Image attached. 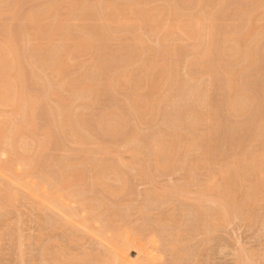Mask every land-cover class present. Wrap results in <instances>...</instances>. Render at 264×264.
<instances>
[{
  "label": "rangeland",
  "instance_id": "rangeland-1",
  "mask_svg": "<svg viewBox=\"0 0 264 264\" xmlns=\"http://www.w3.org/2000/svg\"><path fill=\"white\" fill-rule=\"evenodd\" d=\"M24 1L21 2L16 11L19 14L17 13V15H14L13 20L0 23V31L3 28L9 31L10 28L13 29H11L13 31H11V33H13L14 40H16V48L21 41L17 50L20 53V58H22V65H25L23 67L24 70L28 71L27 73L24 72V84H17L15 81V73L12 72L11 75L15 84L13 91H16L14 108L13 106H9L11 109H4L3 105L0 107V113H2V111L5 114L7 113V118L12 116L9 118L16 121L13 123L15 126H13L14 130H12L15 134L12 132V141L15 144V154L18 152V156L11 155L10 153L12 150H8L7 148H5V150L1 145L0 155L2 158L0 157V161L1 159H6L2 161L3 163L11 159L12 162V160L15 159L13 156L19 158L21 156L19 160L23 159L24 162L21 161V164L25 166H21L19 162V168H22L21 173V169L16 167L18 166V162H15L17 161L16 158L13 160V164L16 165L13 166L16 168L12 166V169L8 172H2L3 170L0 169V184H2L0 185V264H57V262L58 264H63V261H65L64 264H107L103 261L105 260L103 255H106L104 247H107V244L104 243V246L101 245L102 242L100 239L93 234L90 235L86 233V231L79 226L73 225L74 227H72V225L69 224L71 226L67 225L66 227L62 223L64 216L62 214L60 215L59 211L53 208L47 209L45 208L46 206H43V199L41 200V198H43L42 191L48 189L47 186L43 185L44 182H50L48 185L54 189L56 185H61L63 178L66 179V182L69 180L72 182L69 181L70 185L66 184V191L64 189L65 193L71 194L72 192L71 195L75 196H73L74 199L76 198L75 201L74 199L73 201H69L72 202V210H81L82 207H80V203L82 202L90 203L89 207L92 208L91 211L93 212H91V215H89V212L86 215L88 218L96 217L98 223H96L97 220L91 219L88 224L89 227H92L94 230L102 227L103 232H105L104 234L114 239L127 237L129 240L138 239L139 241H147L151 252L150 255L153 257V262L155 261L154 263L156 264H162L163 261V264H264V179L263 181L260 179V177H264V175H260L264 174V164L262 165V163H264V1L232 0V2L231 0H209L208 2V0H174L175 2L173 3V0H85V4H83V2L82 5L81 2L83 0H72V2L71 0ZM110 1L117 5L110 4ZM71 3L72 5L75 4V9L74 7L72 8ZM32 4H35L34 7ZM54 4L57 5L56 7L59 10L54 9ZM76 5L79 6L77 7ZM109 6L113 7V11L110 10V8L109 10L114 12V14L116 10L121 9L119 12L122 11V15L121 18H118L120 24L117 23L116 25V23H109L108 20H105L107 24L104 22V18L109 19V15L111 14L109 10H107ZM51 7L52 11L54 10V16L51 12L47 15L45 24L44 20H42L43 23L40 21L42 24H40V26L43 27L44 25L45 31L46 33L48 32L47 35H49L46 36L45 33L43 36L44 40L42 41L45 44H43L44 51L42 49H35L34 45V48L30 45L33 38V36H31L32 34L28 32L30 36H26V30L29 28L26 26L23 27V19H25L23 17H26L30 12H42L40 9L49 11ZM114 7H117V9ZM123 7L124 9L122 10ZM132 7L134 12H129ZM166 7L172 10L166 9ZM68 8H70L69 11ZM139 9L142 12L139 13ZM104 10L105 12H103ZM56 11H59V13ZM169 11H172V14ZM174 11H176V13L178 12L177 16H175L176 13L175 15L173 14ZM55 12L59 14V16L55 15ZM107 12L109 15L106 17ZM119 12L117 11V13ZM123 12L126 13L124 14ZM133 13L138 15L135 16ZM212 13L217 18L213 17ZM255 13L258 15L257 17H255ZM102 14L105 16L104 18H102ZM120 14L121 13L117 14V17L120 16ZM163 14L165 18H162ZM169 14H171V16ZM179 14L185 16L181 15L180 17ZM138 16H142L141 19H138ZM198 16H200L202 20ZM175 17L176 19L178 17L180 18L176 20ZM243 17L245 19L242 20ZM53 18L59 19L58 23L62 24L60 25L55 21V24L58 25L54 24V26L51 23V21L54 20ZM254 18L255 20L253 21ZM62 19L64 22L61 21ZM131 19L134 20V22ZM180 19H182V22ZM195 19H200L199 21L201 22H194ZM14 20L15 22L12 23ZM129 20L132 22L130 21L129 23ZM139 20L140 22L142 21L141 27L138 25V23L140 24ZM241 20L243 23L245 22L244 25ZM260 20H262L263 23ZM185 21L188 23L190 22V25ZM202 21L205 24V26L202 25V29L205 27L203 31H201L202 29L200 26L201 23L203 24ZM258 22H261V24ZM50 23L51 25L49 27L48 25ZM176 23L178 25H176ZM211 23L213 24L211 25ZM3 24L5 26H3ZM11 24L14 25L12 26ZM214 25L216 27H214ZM252 25L255 26L256 29L252 27ZM162 26L168 30L166 29V31L164 29V32ZM217 26L220 28H217ZM246 27H251V29L248 28L251 32L245 29ZM139 28H143L144 30H140ZM185 28L186 30L184 31ZM231 28L234 31H232ZM50 29H52V31L54 30L53 33ZM149 29L151 31L159 29V32L155 31L150 34V31L148 35ZM178 29L181 31H176ZM228 29L230 31L225 33L224 31ZM169 30L171 31L170 36H168L167 33ZM55 31H57V33ZM231 31L232 33H230ZM236 31L238 34H236ZM252 31H254V33ZM54 32L56 34L60 33V35L56 37ZM255 32H257V34ZM146 33L148 36H146ZM155 33H157L159 37L158 35L153 36V34L156 35ZM162 33L166 34L164 35ZM175 33L178 34V36ZM204 33L205 37H203ZM232 34L238 37L242 36V42H240L241 38H233L235 35ZM253 34H255V36L257 35V37H254ZM16 35L18 36L16 37ZM83 35L84 37L86 36V40L93 42L91 43L92 45L90 44L91 47L87 46L82 50L79 49L78 43L80 40L84 39ZM166 36H168L169 39L166 38ZM206 36H208V39L213 37V40L211 38V41L208 40L209 43L212 42V49L210 48L209 57L207 56L202 60L205 53L210 50ZM26 37L30 38L28 39ZM214 37H217V39ZM247 37L248 41H246ZM18 38L19 40H17ZM161 38L163 42H161ZM221 39H223L222 42H220ZM225 39L227 41H225ZM229 39H232V41ZM234 39H238L240 43H238V40L235 42ZM54 40H56V42ZM71 40L74 44L71 43ZM188 40H192L191 42L193 43ZM26 42L29 44L28 46H26ZM230 42L234 43L231 44ZM162 43L164 46L161 48ZM217 43H219L218 45L221 44L220 46L222 47H219ZM243 43L245 45H242ZM109 44H111V46ZM76 45L78 48H76ZM231 45L234 46L231 47ZM30 46L32 48H30ZM244 46L247 47V49L244 48ZM249 46L250 48H248ZM29 49H32L31 52ZM251 49L254 50L249 51ZM63 50H65L64 53H66V55L62 53ZM27 51H29L28 54ZM72 51L75 52H73V55H71ZM239 51L240 53H238ZM247 51L248 55L246 54ZM22 52L25 53L24 56L29 58V60L25 57L23 58ZM251 52H254V54ZM53 53H55V55ZM57 53H59V56L65 58L57 56ZM212 53L214 54L212 55ZM221 53L223 54L222 56H220ZM238 54L240 56H237ZM243 54L244 56H242ZM251 55L254 57L252 58ZM53 56H57V58L54 57L55 62L51 59ZM39 58L41 60L44 58V60L41 61ZM109 58L112 59L110 60ZM242 58L243 60H241ZM249 58L252 59L250 60ZM38 59L41 61L39 64ZM30 60L31 62H29ZM48 61H50L51 65L55 63V67L53 65L51 67L50 63L48 65ZM62 61L68 62V65L67 63L65 65ZM250 61H252V63H250ZM219 62L221 63L219 64ZM73 65L74 67H72ZM227 65L230 66L228 67ZM61 66L64 69L61 68ZM109 67L112 68L109 69ZM156 68H158L157 70L160 69V72L157 71ZM59 69H61V73H59ZM65 71H68V73L66 74ZM118 71L122 73L119 74ZM31 72L35 74H31ZM41 72L44 73L42 74ZM163 73L164 76L161 75ZM170 73L172 75H170ZM35 75L42 79H37ZM228 75L232 77L227 79L226 76ZM118 77L122 79L120 82H123V84L119 82ZM145 77L147 79H145ZM236 77H238L237 80ZM224 78L228 81L231 79L232 85L227 83ZM33 79L37 81L33 82ZM112 80L115 87L110 85V83L112 84ZM117 80L119 84L114 83ZM71 81L73 82L71 83ZM120 84L121 86L119 87ZM122 85L124 88H121ZM73 86L78 89L75 87L73 88ZM116 87H118V90ZM232 87L234 88L233 92L231 91ZM81 90L83 92L85 91L84 94ZM89 91L91 93L89 94L90 96L87 93ZM239 91L244 93H239ZM115 94L116 96H114ZM19 95H22V97H19ZM40 97H42V100ZM19 98H22V100ZM17 100L23 101V104ZM244 103L247 104L245 105ZM20 104L22 106L25 104L24 107L26 106V108H22L25 115H27L28 112L31 114L33 122L36 125L35 130L32 126L27 129L30 122H28L27 127L25 123H27V119L29 120V118L26 117V119L25 116L23 117V115H21L23 113L20 109ZM58 105L61 109L57 107ZM136 107H138L139 110ZM13 109L20 110L21 112H17L24 120L19 118L20 116H18L17 112ZM0 115L1 122L10 121L5 115ZM43 115L47 116L44 117ZM38 116L41 118L39 119ZM13 117L16 118L13 119ZM20 119L23 122L21 124ZM98 119L99 121H97ZM30 129L34 130V132L31 131L34 133H32L33 135L28 134ZM16 130L20 135L16 133ZM21 131H23V133ZM21 135H26L24 136V140L28 138L27 140L30 143H28V145L33 144L32 146H35V148L33 149V147L30 146L29 149L28 146L27 148L29 151L27 152L28 149L25 151V148H20V145L17 147V143L20 142L19 144H21L22 140H16V136L20 138ZM35 135H39V139ZM22 136L21 138L23 139ZM40 142L41 144H39ZM164 148H166L167 154ZM17 149L19 150L17 151ZM20 149L24 150L22 154L20 153V151H22ZM37 149L39 151H37ZM40 149L42 152H40ZM3 150H5L6 153ZM130 150H132V152H130ZM161 150H163V153ZM7 151L10 153L7 154ZM158 151L162 154H159ZM3 153L6 154L5 156H7V158L5 156L3 157ZM34 154L36 155L34 156ZM31 158V162L33 161L32 164L30 161H26V159ZM158 162H166V165L159 167L157 166L158 164H156ZM174 167L175 169H173ZM29 168L30 170L27 171ZM261 168L263 171H261ZM16 169L17 171L15 172ZM255 169H257L258 173ZM258 169L263 173H260ZM77 170L78 172H83L81 175H85L83 179L79 177L81 180L78 179L79 181L76 182L77 179L69 176H72V172H77ZM62 171L64 173L63 175H61ZM227 171L228 175L224 173ZM14 172L17 173V175ZM230 172H232V175H230ZM103 173L108 174V176L104 175L103 177ZM109 173H111V176ZM77 174L80 175V173ZM214 174L216 182L218 180L217 184L220 187L219 195H217L215 199V196L211 195H203L202 197L201 193L206 189L205 186L207 183L214 179ZM98 175L102 177V182L96 184L94 178ZM219 176H221V178ZM226 176H229L228 179ZM16 177L19 180L21 178L26 180L29 179L28 181L32 184L36 183V185L40 187L39 190L42 189L40 191L41 193L33 195L31 190H25L23 186L18 187L21 185V181H19L18 184L14 180ZM256 178L259 179L257 182ZM251 182L254 186H252ZM251 187H253V189ZM13 189L17 191L18 195H15V199L12 200L9 192L11 193ZM113 192L116 195H114ZM38 195L40 197H38ZM212 197L214 200L222 201V203L218 201L219 203L215 204L217 201H213ZM85 198L89 201L87 202ZM86 205L88 206V204ZM215 211H219L224 219H222V224L214 227L211 223V217ZM46 216L47 218H45ZM93 221L95 222L93 223ZM55 255H59L60 258H56L59 256L55 257ZM137 256L138 253L136 252L130 253V257L132 258H137ZM57 259H60L62 262Z\"/></svg>",
  "mask_w": 264,
  "mask_h": 264
},
{
  "label": "bare ground",
  "instance_id": "bare-ground-1",
  "mask_svg": "<svg viewBox=\"0 0 264 264\" xmlns=\"http://www.w3.org/2000/svg\"><path fill=\"white\" fill-rule=\"evenodd\" d=\"M22 1H24V0H0V23L1 22H4V21H7V20H13V18H14V15H17V13L18 12H16L17 11V9L19 8V6H20V4H21V2ZM30 1V0H29ZM37 1V0H36ZM69 1V0H68ZM79 1H81V0H79ZM93 1V0H92ZM115 1V0H114ZM135 1V0H134ZM163 1V0H162ZM171 1V0H170ZM184 1H186V0H184ZM190 1V0H189ZM215 1H217V0H215ZM225 1V0H224ZM232 1V0H231ZM234 1V0H233ZM232 1V2H233ZM251 1V0H250ZM255 1V0H254ZM262 1H264V0H262ZM25 2V1H24ZM34 2V1H33ZM71 2H72V0H71ZM84 2V3H83ZM89 2H91V1H89ZM117 2V1H116ZM173 3L175 2L174 0L172 1ZM208 2H209V0H208ZM257 2H258V0H257ZM63 3V2H62ZM82 3L83 4H85V0H83L82 2H81V5H82ZM95 3V2H94ZM112 3V1H110V4ZM118 3V2H117ZM129 3V2H128ZM161 3V2H160ZM169 3V2H168ZM189 3V2H188ZM193 3H194V1H193ZM261 3V2H260ZM74 4V3H73ZM113 5H117L116 3L114 4V3H112ZM130 4V3H129ZM144 4V3H143ZM158 4V3H157ZM206 4V3H205ZM210 4V3H209ZM225 4V3H224ZM228 4V3H227ZM255 4V3H254ZM33 5V4H32ZM35 5V4H34ZM34 5H33V7H34ZM55 5V4H54ZM69 5V4H68ZM127 5V4H126ZM130 5H132V4H130ZM171 5V4H170ZM175 5V4H174ZM180 5V4H179ZM182 5V4H181ZM215 5H216V3H215ZM220 5V4H219ZM263 5H264V3H263ZM57 5H55V8L54 9H56V10H59V9H57V7H56ZM71 6H72V8L74 7V9H75V4L74 5H72V3H71ZM77 6V5H76ZM79 6V5H78ZM77 6V7H78ZM103 6V5H102ZM134 6V5H133ZM169 6V5H168ZM54 7V6H53ZM104 7V6H103ZM147 7H149V6H147ZM170 7V6H169ZM169 7H166V9L168 8V9H171V8H169ZM171 7H172V5H171ZM182 7V6H181ZM241 7V6H240ZM32 8V7H31ZM90 8V7H89ZM101 8V7H100ZM109 8H110V10H112V6L110 7H108L107 8V10H109ZM114 8H116L117 9V7H114ZM136 8V7H135ZM179 8V7H178ZM189 8V7H188ZM227 8V7H226ZM255 8H256V5H255ZM255 8H253L254 10H256ZM262 8V7H261ZM25 9V8H24ZM74 9H72V10H74ZM92 9V8H91ZM115 9V10H116ZM124 9V7L122 8V10ZM132 11H131V10ZM129 10V12H134L133 11V7L132 8H130ZM145 9H146V7H145ZM156 9V8H155ZM173 9H174V7H173ZM176 9V8H175ZM233 9V8H232ZM231 9V10H232ZM242 9V8H241ZM260 9V8H259ZM42 12H39V11H37V12H30L29 14H27L26 15V17H23V18H25V19H23L24 21H23V27L24 26H26L27 28H29V29H27L26 30V32H27V35L26 36H30V35H28L29 33H31L32 35L31 36H33V38H32V43L30 44V45H32V47H33V45L35 46V49H42L43 51H44V49H43V46L45 45L44 43H43V41L42 40H44V34L46 33V31H45V28H44V25H43V27L42 26H40V24H41V22L43 23V21L42 20H44V24L46 23V17H47V15L49 14V13H53L54 12V10L52 11V7H51V9L49 10V11H45L44 9V11L42 10V9H40ZM46 10H47V8H46ZM70 10V8H68V11ZM84 10V9H83ZM82 10V11H83ZM109 10V12L111 13L110 15L108 14V12L106 13L107 15H106V17L109 15V19L108 18H104L105 16L102 14L101 16H103L102 18H104V22L106 23V21L105 20H108V22L109 23H113V24H115L116 23V25H117V23H119L120 24V22H119V17L121 18V15H122V11H120L119 12V10H121V9H118V10H116L115 12V14H114V12H111ZM114 10V9H113ZM112 10V11H113ZM140 10V9H139ZM144 10V9H143ZM172 10V9H171ZM177 10V9H176ZM235 10V9H234ZM260 10H262V9H260ZM27 11V10H26ZM62 11V10H61ZM117 11L119 12V13H121L120 14V16H118L117 17V14H119V13H117ZM163 11V10H162ZM178 11V10H177ZM243 11V10H242ZM57 12V11H56ZM55 12V15H58L59 16V14H57V13H59V11L56 13ZM98 12V11H97ZM97 12H95V13H97ZM102 12V11H101ZM103 12H105V10L103 11ZM140 12H142L141 10L139 11V13ZM157 12H158V10H157ZM170 13L172 12V11H169ZM181 12V11H180ZM223 12V11H222ZM240 12V11H239ZM244 12L246 13V10L244 9ZM261 12V11H260ZM60 13H62V12H60ZM70 13H71V11H70ZM124 14L126 13V12H123ZM151 13V12H150ZM149 13V14H150ZM153 13H154V11H153ZM153 13H151V14H153ZM161 13H163V12H161ZM166 13H167V11H166ZM165 13V14H166ZM175 13H176V11H174V15H175ZM178 13V12H177ZM177 13H176V15L175 16H177ZM186 13V12H185ZM19 14V13H18ZM65 14V13H64ZM64 14H60V15H64ZM68 14V13H67ZM132 14V13H131ZM134 14V13H133ZM148 14V15H149ZM155 14H156V11H155ZM172 14V13H171ZM171 14H169L170 16H171ZM250 14V13H249ZM256 14V13H255ZM90 15V14H89ZM135 15V14H134ZM138 14H136L135 16H137ZM147 15V16H148ZM180 15V14H179ZM182 15V14H181ZM181 15H180V17H181ZM215 15H216V13H215ZM228 15V14H227ZM227 15H225V16H227ZM240 15V14H239ZM243 15V14H242ZM53 16H54V13H53ZM68 16H69V14H68ZM147 16H145V17H147ZM162 16V15H161ZM182 16H185V15H182ZM209 16V15H208ZM207 16V17H208ZM212 16L213 17H216V16H214V14L212 13ZM246 16V15H245ZM244 16V17H245ZM249 16V15H248ZM252 16V15H251ZM255 16V15H254ZM258 15L256 14V16L255 17H257ZM50 17V16H49ZM70 17V16H69ZM116 17H117V19H116ZM141 17L142 16H138V19H141ZM150 17V16H149ZM160 17V16H159ZM180 17H178L177 19H179ZM198 17H200V16H198ZM232 17V16H231ZM230 17V18H231ZM242 18V20L243 19H245V18ZM253 17V16H252ZM251 17V18H252ZM16 18V17H15ZM51 18V17H50ZM57 18H59V17H57ZM76 18V17H75ZM81 18V17H80ZM123 18H124V16H123ZM162 18H165L164 17V14H163V17ZM217 18V17H216ZM248 18V17H247ZM250 18V19H251ZM262 18V17H261ZM18 19V18H17ZM17 19H15V20H17ZM20 19V18H19ZM48 19V18H47ZM54 19V20H53ZM52 20L54 21V23H53V21H51V23L54 25L55 24V21H57V23H58V20L59 19H56V18H53ZM82 19V18H81ZM126 19V18H125ZM134 19V18H133ZM137 19V20H138ZM159 19V18H158ZM175 19H176V17H175ZM176 19V20H177ZM200 19H201V17H200ZM199 19V20H200ZM213 19V18H212ZM15 20L12 22V23H14L15 22ZM127 20H128V18H127ZM132 20V19H131ZM131 20H129V23H130V21ZM135 20V19H134ZM134 20H132L133 22H134ZM136 20V21H137ZM149 20V19H148ZM181 20V22H182V19H180ZM198 19L196 20L195 19V21L194 22H196V21H199ZM202 20V19H201ZM242 20H241V22H242ZM252 20V19H251ZM255 20V18L253 19V21ZM263 20H264V17H263ZM22 21V20H21ZM41 21V22H40ZM61 21H63V19L61 20ZM61 21H59V22H61ZM99 21V20H98ZM118 21V22H117ZM121 21V20H120ZM131 21V22H132ZM146 21H147V19H146ZM163 21V20H162ZM187 21H188V19H187ZM212 21V20H211ZM210 21V22H211ZM225 21V20H224ZM236 21V20H235ZM246 21V20H245ZM260 21H262V20H260ZM17 22V21H16ZM64 22V21H63ZM75 22H76V20H75ZM83 22V21H82ZM102 22V21H101ZM103 22V23H104ZM125 22H126V20H125ZM139 22H140V20H139ZM142 22V21H141ZM141 22H140V24L138 23V25L141 27ZM186 22V21H185ZM185 22H183V23H185ZM193 22V23H194ZM199 22H201V21H199ZM203 22V21H202ZM51 23L48 25L49 27H50V25H51ZM94 23V22H93ZM124 23V22H123ZM144 23V22H143ZM142 23V24H143ZM156 23V22H155ZM163 23V22H162ZM171 23V22H170ZM178 23H180V22H178ZM186 23H188V22H186ZM190 23V22H189ZM188 23V24H189ZM198 23V22H197ZM206 23V22H205ZM214 23V22H213ZM213 23H211V25L213 24ZM218 23V22H217ZM237 23V22H236ZM243 23V22H242ZM251 23V22H250ZM254 23V22H253ZM258 23H260L261 24V22H258ZM262 23H263V21H262ZM5 24V23H4ZM3 24V26H5ZM58 24H60V23H58ZM58 24H55V25H58ZM62 24V23H61ZM60 24V25H61ZM107 24V23H106ZM105 24V25H106ZM134 24V23H133ZM164 24V23H163ZM199 24V23H198ZM238 24V23H237ZM245 24V22L243 23V25ZM255 24V23H254ZM2 25V24H1ZM9 25V24H8ZM12 26L14 25V24H11ZM10 25V26H11ZM42 25V24H41ZM54 25V26H55ZM78 25V24H77ZM167 25V24H166ZM176 25H178L177 23H176ZM190 25V24H189ZM202 25L203 26H205V24H204V22H203V24L201 23V29H202ZM208 25V24H207ZM216 25V24H215ZM214 25V27H216ZM231 25V24H230ZM258 25V24H257ZM79 26V25H78ZM103 26V25H102ZM107 26V25H106ZM111 26V25H110ZM134 26V25H133ZM145 26H146V24H145ZM164 26V25H163ZM163 26H162V28H163ZM22 27V26H21ZM61 27V26H60ZM100 27V26H99ZM167 27V26H166ZM219 26H217V28H218ZM229 27H232V26H229ZM243 27V26H242ZM252 27H254L255 28V26H253L252 25ZM257 27V26H256ZM3 28V27H2ZM19 28V27H18ZM54 28V27H53ZM52 28V29H53ZM59 28V27H58ZM74 28H75V26H74ZM93 28V27H92ZM107 28V27H106ZM145 28V27H144ZM157 28V27H156ZM155 28V29H156ZM205 28V27H204ZM203 28V29H204ZM220 28V27H219ZM248 28H250L251 29V27H248ZM248 28L246 27L245 29H247L248 30ZM12 28H10V31L9 30H7L6 28H3V29H1V31H0V107H2L1 105H3V107H4V109L5 108H9V109H11V107L13 106V108H14V104H15V99H16V97H15V92L13 91L14 90V88H15V84H14V81H13V78H12V72H14L15 73V81H16V83L17 84H19V83H22V84H24V81H23V79H24V72H28V71H26V70H24V66L25 65H22V61H21V59L22 58H20V53L18 52V50H17V48H19V45H20V43H21V41H20V43L18 44V46H17V48H16V46L15 45H17L16 43H15V41L16 40H14V35H12L13 33H11V31L13 30H11ZM25 29V28H24ZM23 29V30H24ZM52 29H50L51 30V32L53 33V31H52ZM55 29V28H54ZM57 29V28H56ZM90 29V28H89ZM105 29V28H104ZM140 29V28H139ZM141 29H143V28H141ZM140 29V30H141ZM147 29V28H146ZM151 29V28H150ZM149 29V31H148V35H149V32L151 31ZM165 29V27L163 28V30ZM167 29V28H166ZM165 29V30H166ZM182 29V28H181ZM193 29H195V28H193ZM197 29H199V28H197ZM203 29L201 30V31H203ZM227 29V28H226ZM249 29V30H250ZM256 29V28H255ZM117 30V29H116ZM144 30V29H143ZM142 30V31H143ZM165 30H164V32H165ZM168 30V29H167ZM166 30V31H167ZM172 30V29H171ZM179 30L180 29H178V30H176V31H178L179 32ZM186 30V28L184 29V31ZM215 30H216V28H215ZM231 30H232V28H231ZM248 30V31H249ZM31 31V32H30ZM60 31V30H59ZM81 31H82V29H81ZM113 31V30H112ZM120 31H121V29H120ZM127 31V30H126ZM136 31H137V29H136ZM153 31V32H152ZM151 32H150V34L151 33H154L155 31L157 32H159V29L158 30H152ZM181 31V30H180ZM210 31V30H209ZM228 31H230L229 29L228 30H226V31H224L225 33L227 32L228 33ZM232 31H234V30H232ZM232 31L230 32V33H232ZM255 31V30H254ZM254 31H252L253 33H254ZM259 31H260V29H259ZM258 31V32H259ZM261 31H263V30H261ZM13 32V31H12ZM25 32V33H26ZM29 32V33H28ZM50 32V31H49ZM56 33H57V31H55ZM54 32V35L56 34ZM83 32V31H82ZM111 32V31H110ZM117 32V31H116ZM115 32V33H116ZM146 32V31H145ZM162 32V31H161ZM182 32H183V30H182ZM214 32V31H213ZM215 32H217V31H215ZM237 32V31H236ZM250 32H251V30H250ZM249 32V33H250ZM15 33V32H14ZM20 33V32H19ZM22 33V32H21ZM95 33V32H94ZM105 33H106V31H105ZM112 33V32H111ZM168 33V36H170V33H171V31L169 30V32H167ZM177 33V32H176ZM175 33V34H176ZM181 33V32H180ZM219 33V32H218ZM241 33V32H240ZM239 33V34H240ZM246 33H248V32H246ZM256 34H257V32H255ZM48 34V32L46 33V36H49V35H47ZM51 34V33H50ZM64 34V33H63ZM99 34V33H98ZM97 34V35H98ZM102 34V33H101ZM133 34V33H132ZM143 34V33H142ZM156 35H154L153 34V36H157L158 34L157 33H155ZM162 34H164V33H162ZM166 34V33H165ZM164 34V35H165ZM172 34H173V32H172ZM184 34V33H183ZM217 34V33H216ZM236 34H238V32L236 33ZM251 34V33H250ZM260 34H261V32H260ZM21 35V34H20ZM53 37H55L53 34H51ZM57 35H60V33L59 34H56V37H57ZM66 35V34H65ZM147 35V33H146V36H148ZM161 35V34H160ZM177 36H178V34H176ZM186 35V34H185ZM190 35V34H189ZM188 35V36H189ZM206 35H208V34H206ZM209 35H210V33H209ZM223 35H224V33H223ZM232 35H235V34H232ZM246 35V34H245ZM18 35H16V37H17ZM22 36V35H21ZM20 36V37H21ZM103 36H104V34H103ZM102 36V37H103ZM123 36V35H122ZM143 36V35H142ZM144 36H145V33H144ZM151 36V35H150ZM168 36H166V38H168ZM172 36V35H171ZM199 36V35H198ZM203 36V35H202ZM201 36V37H202ZM211 36H213V35H211ZM216 36V35H215ZM225 36H228V35H225ZM244 36V35H243ZM253 36L254 37H257V35L255 36V34H253ZM252 36V37H253ZM16 37H15V39H16ZM23 37H24V34H23ZM43 37V38H42ZM83 37H84V35H83ZM93 37V36H92ZM91 37V38H92ZM158 37H159V35H158ZM157 37V38H158ZM180 37V36H179ZM183 37V36H182ZM186 37H187V35H186ZM185 37V38H186ZM203 37H205V33H204V36ZM207 37V42H208V40H210V38L213 40V37H210L209 39H208V36H206ZM236 37H238L237 35H235V36H233V38H236ZM242 37V36H241ZM241 37H238L239 39L241 38ZM26 38H30V37H26ZM49 38V37H48ZM67 38V37H66ZM72 38V37H71ZM86 38V36L84 37V39L83 40H80V42L78 43L79 45V49H85L87 46L88 47H91L90 46V44L93 42H89L88 40H86L85 39ZM136 38V37H135ZM138 38V37H137ZM177 38V37H176ZM184 38V39H185ZM190 38V37H189ZM214 38H216L217 39V37H214ZM226 38H228V37H226ZM230 38V37H229ZM52 39V38H51ZM93 39V38H92ZM108 39H109V37H108ZM117 39V38H116ZM169 39V38H168ZM180 39V38H179ZM192 39H193V36H192ZM199 39L201 40V38L199 37ZM199 39H198V41H199ZM17 40H19V38L17 39ZM23 40V39H22ZM158 40V39H157ZM195 40V39H194ZM197 40V39H196ZM202 40H203V38H202ZM205 40V39H204ZM220 40V39H219ZM222 40L223 39H221V41L220 42H222ZM229 40H231L232 41V39H229ZM235 40V39H234ZM236 40H238V39H236ZM235 40V42H237ZM30 41V40H29ZM29 41H28V43H29ZM47 41V40H46ZM49 41V40H48ZM55 42H56V40H54ZM72 41V40H71ZM143 41V40H142ZM142 41H141V44H142ZM169 41V40H168ZM171 41V40H170ZM174 41V40H173ZM181 41V40H180ZM188 41H190V40H188ZM192 41V40H191ZM190 41V42H191ZM197 41V42H198ZM211 41V40H210ZM214 41H215V39H214ZM225 41H227L226 39H225ZM224 41V42H225ZM246 41H248V37H247V39H246ZM33 42H34V44H33ZM96 42V41H95ZM94 42V43H95ZM98 42V41H97ZM117 42V41H116ZM132 42V41H131ZM135 42V41H134ZM139 42V41H138ZM144 42V41H143ZM149 42V41H148ZM153 42V41H152ZM161 42H163L162 41V38H161ZM203 43H205L204 41H202ZM206 42V43H207ZM217 42H219V41H217ZM240 42H242V38L240 39ZM239 42V40H238V43H240ZM18 43V42H17ZM27 43V42H26ZM27 43V45L26 46H28L29 44ZM71 43H73L74 44V42L72 41ZM70 43V44H71ZM174 43V42H173ZM177 43V42H176ZM191 43H193V42H191ZM212 43V42H211ZM211 43H209L208 42V44H209V49L211 48L212 49V45H211ZM229 43V42H228ZM228 43H227V45H228ZM231 44H233L234 42H230ZM246 43V42H245ZM44 44V45H43ZM70 44H69V46H70ZM127 44V43H126ZM130 44V43H129ZM134 44V43H133ZM182 44V43H181ZM184 44V43H183ZM214 44V43H213ZM219 43H217V45H218ZM226 44V43H225ZM57 45V44H56ZM62 45H63V43H62ZM68 45V44H67ZM72 45V44H71ZM92 45V44H91ZM110 46H111V44H109ZM128 45V44H127ZM126 45V46H127ZM136 45V44H135ZM155 45V44H154ZM205 45V44H204ZM216 45V46H217ZM221 45V44H220ZM220 45H218L219 47H222V46H220ZM235 45V44H234ZM234 45H231V47L232 46H234ZM242 45H245L244 43L242 44ZM253 45V44H252ZM23 46H24V44H23ZM116 46V45H115ZM123 46V45H122ZM129 46V45H128ZM130 46H131V44H130ZM137 46H139V45H137ZM136 46V47H137ZM159 46V45H158ZM162 46H164L163 45V43L161 44V48H162ZM236 46H238V45H236ZM255 46V45H254ZM31 46H30V48H32ZM54 47V46H53ZM56 47V46H55ZM102 47V46H101ZM143 47H144V45H143ZM143 47H142V49H143ZM242 47V46H241ZM27 48V47H26ZM25 48V49H26ZM34 48V47H33ZM45 48V47H44ZM58 48V47H57ZM76 48H78L77 47V45H76ZM76 48H74V49H76ZM115 48V47H114ZM164 48V47H163ZM224 48V47H223ZM222 48V49H223ZM237 48V47H236ZM236 48H234V49H236ZM244 48H246L247 49V47H245L244 46ZM243 48V49H244ZM248 48H250V46L248 47ZM258 48V47H257ZM47 49V48H46ZM54 49H56V48H54ZM67 49H69V48H67ZM78 49V50H79ZM102 49V48H101ZM113 49V48H112ZM133 49H135V48H133ZM176 49V48H175ZM183 49V48H182ZM194 49V48H193ZM211 49L210 50H208V52L207 53H205V55H204V57H202V60H203V58H206L208 55H209V53H210V51H211ZM246 49H245V52H246ZM27 50V49H26ZM30 50V52H31V50L32 49H29ZM154 50V49H153ZM219 50H220V48H219ZM238 50H239V47H238ZM252 50H254V49H251V50H249V51H252ZM259 50V49H258ZM25 51V50H24ZM62 51V50H61ZM64 51L65 50H63V52L62 53H64ZM70 51V50H69ZM69 51H66V52H68V53H70ZM79 51H81V50H79ZM87 51H89V50H87ZM98 51V50H97ZM108 51V50H107ZM122 51V50H121ZM126 51V50H125ZM236 51V50H235ZM256 51H257V49H256ZM255 51V52H256ZM28 52L29 51H27V54H28ZM42 52V51H41ZM54 52V51H53ZM57 52V51H56ZM59 52V51H58ZM74 51H72V54L71 55H73L74 53H73ZM86 52V51H85ZM99 52V51H98ZM102 52V51H101ZM161 52V51H160ZM176 52V51H175ZM219 52V51H218ZM23 53V52H22ZM33 53V52H32ZM35 53V52H34ZM37 53V52H36ZM60 53V52H59ZM59 53H57L56 55L57 56H59ZM81 53H84V52H81ZM138 53V52H137ZM215 53V52H214ZM214 53H212V55L214 54ZM238 53H240V51L238 52ZM251 53H253L254 54V52H251ZM251 53H249V54H251ZM24 54L25 53H23L22 55H23V58L25 57V58H27L26 56H24ZM41 54V53H40ZM54 55H55V53H53ZM65 55H66V53H64ZM103 54V53H102ZM125 54V53H124ZM154 54V53H153ZM247 55H248V51H247V53H246ZM256 54H257V52H256ZM30 55H31V53H30ZM36 55V54H35ZM34 55V56H35ZM45 55V54H44ZM60 55H61V53H60ZM70 55V54H69ZM121 55V54H120ZM123 55V54H122ZM160 55V54H159ZM162 55H164V54H162ZM198 55V54H197ZM219 55V54H218ZM223 54L221 53V55L220 56H222ZM228 55V54H227ZM236 55V54H235ZM33 56V55H32ZM51 56V55H50ZM57 56H53V58H51V59H53V62H55V60H54V57L55 58H57ZM75 56V55H74ZM116 56V55H115ZM125 56V55H124ZM154 56V55H153ZM165 56V55H164ZM188 56V55H187ZM219 56V57H220ZM237 56H240L239 54L237 55ZM242 56H244V54L242 55ZM44 57V56H43ZM59 57H63V56H59ZM81 57V56H80ZM209 57V56H208ZM245 57H246V55H245ZM251 57L253 58L254 56H252L251 55ZM36 58H37V56H36ZM50 58V57H49ZM48 58V59H49ZM63 58H65V57H63ZM73 58V57H72ZM78 58V57H77ZM102 58H103V55H102ZM145 58V57H144ZM143 58V59H144ZM160 58H162V57H160ZM221 58V57H220ZM225 58V57H224ZM251 58V59H252ZM259 58V57H258ZM28 60H29V58H27ZM27 59H25V60H27ZM33 59L35 60V58L33 57ZM40 59V58H39ZM38 59V60H39ZM101 59V58H100ZM110 59V58H109ZM112 59V58H111ZM110 59V60H111ZM250 59V58H249ZM250 59V60H251ZM33 60V61H34ZM41 60V59H40ZM38 61V64L39 63H41V61H43L44 60V58H43V60H41V61ZM77 60V59H76ZM103 60V59H102ZM151 60V59H150ZM160 60V59H159ZM206 60H209V59H206ZM205 60V61H206ZM241 60H243V58L241 59ZM45 61H47V60H45ZM50 61H52V60H50ZM50 61H48L47 63H48V65H49V63H50ZM58 61V60H57ZM57 61H56V64H57ZM65 61V60H64ZM69 61V60H68ZM73 61H75V60H73ZM72 61V62H73ZM78 61V60H77ZM107 61V60H106ZM115 61V60H114ZM117 61H118V59H117ZM131 61V60H130ZM147 61V60H146ZM214 61V60H213ZM221 61H223V60H221ZM27 62V61H26ZM29 62H31V60L29 61ZM36 62V61H35ZM63 62V61H62ZM62 62H60V63H62ZM85 62V61H84ZM116 62V61H115ZM230 62V61H229ZM28 63V62H27ZM45 63V62H44ZM63 63H65V65H66V63H67V65H68V62H63ZM114 63V62H113ZM112 63V64H113ZM125 63V62H124ZM158 63V62H157ZM161 63V62H160ZM167 63V62H166ZM221 62H219V64H220ZM250 63H252V61H250ZM29 64H31V63H29ZM38 64H37V66H38ZM98 64H100V63H98ZM119 64V63H118ZM131 64V63H130ZM171 64V63H170ZM225 64V63H224ZM223 64V65H224ZM247 64V63H246ZM246 64H245V66H246ZM43 65V64H42ZM42 65H40V66H42ZM50 65H51V63H50ZM53 66L55 65V63L54 64H52ZM52 65H51V67H52ZM60 65V64H59ZM58 65V66H59ZM62 65H64V64H62ZM145 65H146V63H145ZM238 65V64H237ZM27 66V65H26ZM31 66H33L32 64H31ZM78 66V65H77ZM87 66V65H86ZM118 66V65H117ZM151 66V65H150ZM162 66V65H161ZM170 66V65H169ZM228 67L230 66V65H227ZM233 66V65H232ZM241 66V65H240ZM39 67V66H38ZM37 67V68H38ZM44 67H45V65H44ZM55 67V66H54ZM57 67V66H56ZM72 67H74V65L72 66ZM159 67V66H158ZM228 67H226V68H228ZM31 68V67H30ZM34 68H35V63H34ZM43 68V67H42ZM61 68H63L62 66H61ZM68 68V67H67ZM112 68V67H111ZM110 67H109V69H111ZM120 68H121V66H120ZM124 68V67H123ZM151 68V67H150ZM232 68V67H231ZM26 69V68H25ZM46 69V68H45ZM64 69V68H63ZM75 69H77V68H75ZM83 69V68H82ZM126 69V68H125ZM158 68H156V70H157ZM175 69V68H174ZM223 69V68H222ZM252 69V68H251ZM27 70H29V69H27ZM38 70V69H37ZM40 70H42V69H40ZM55 70H57V69H55ZM61 69H59V73H61V71H60ZM71 70V69H70ZM73 70V69H72ZM117 70V69H116ZM131 70V69H130ZM160 70V69H159ZM159 70H157V71H159ZM162 70H163V68H162ZM226 70V69H225ZM224 70V71H225ZM229 70V69H228ZM227 70V71H228ZM90 71V70H89ZM88 71V72H89ZM164 71V70H163ZM179 71V70H178ZM177 71V72H178ZM39 72V71H38ZM48 72V71H47ZM50 72V71H49ZM66 72V71H65ZM78 72V71H77ZM82 72V71H81ZM119 72V71H118ZM160 72V71H159ZM223 72V71H222ZM42 74L44 73V72H41ZM59 73H58V75H59ZM68 73V71L66 72V74ZM74 73V72H73ZM120 73H122V72H119V74ZM168 73H169V71H168ZM188 73V72H187ZM227 73V72H226ZM243 73V72H242ZM31 74H35V73H33V72H31ZM56 74V73H55ZM107 74V73H106ZM129 74V73H128ZM148 74V73H147ZM153 74V73H152ZM178 74V73H177ZM231 74H232V72H231ZM234 74V73H233ZM37 75V74H36ZM35 75V77H37ZM50 75V74H49ZM69 75V74H68ZM74 75V74H73ZM111 75V74H110ZM137 75V74H136ZM161 75H163L164 76V73L163 74H161ZM170 75H172L171 73H170ZM196 75V74H195ZM198 75V74H197ZM209 75V74H208ZM237 75V74H236ZM27 76V75H26ZM34 76V75H33ZM148 76V75H147ZM177 76V75H176ZM211 76V75H210ZM39 77V76H38ZM37 77V79H42V78H38ZM45 77V76H44ZM76 77V76H75ZM79 77V76H78ZM121 77H124V76H121ZM150 77V76H149ZM159 77V76H158ZM227 77V79H229V78H231L232 76H230V75H228V76H226ZM225 77V78H226ZM26 78V77H25ZM28 78V77H27ZM70 78V77H69ZM119 78V77H118ZM117 78V79H118ZM134 78V77H133ZM167 78V77H166ZM179 78V77H178ZM222 78V77H221ZM225 78H224V80H225ZM237 78L238 77H236V80H237ZM53 79V78H52ZM68 79V78H67ZM145 79H147L146 77H145ZM163 79V78H162ZM174 79V78H173ZM191 79V78H190ZM225 80V81H227V83H229V84H231L232 85V81H231V79L228 81V80ZM233 79V78H232ZM13 82H12V81ZM34 81L33 82H35V81H37V80H35V79H33ZM74 80V79H73ZM77 80H78V78H77ZM81 80V79H80ZM105 80V79H104ZM120 80H122V79H120L119 78V82H120ZM131 80V79H130ZM235 80V79H234ZM233 80V81H234ZM110 81V80H109ZM108 81V82H109ZM146 81V80H145ZM152 81V80H151ZM27 82H28V80H27ZM30 82H31V80H30ZM40 82H41V80H40ZM73 81H71V83H72ZM79 82V81H78ZM83 82V81H82ZM96 82V81H95ZM119 82H118V80L117 81H115L114 83H118L119 84ZM26 83V82H25ZM29 83V82H28ZM50 83H51V81H50ZM60 83V82H59ZM63 83V82H62ZM84 83V82H83ZM94 83V82H93ZM104 83V82H103ZM120 83H122L123 84V82H120ZM243 83V82H242ZM69 84V83H68ZM74 84V83H73ZM86 84V83H85ZM89 84V83H88ZM150 84V83H149ZM21 85V84H20ZM27 85H29V84H27ZM31 85V84H30ZM33 85V84H32ZM40 85V84H39ZM44 85V84H43ZM70 85V84H69ZM90 85V84H89ZM92 85V84H91ZM110 85L113 87L114 85H113V80H112V84L110 83ZM244 85V84H243ZM22 86V85H21ZM36 86V85H35ZM121 86V84L119 85V87ZM126 86V85H125ZM237 86V85H236ZM235 86V87H236ZM27 87V86H26ZM34 87V86H33ZM75 86H73V88H74ZM92 87V86H91ZM91 87H89L90 89H92ZM115 87V86H114ZM148 87V86H147ZM248 87V86H247ZM23 88V87H22ZM22 88H20V89H22ZM70 88H72V87H70ZM72 88V89H73ZM75 88H77V87H75ZM103 88V87H102ZM101 88V89H102ZM117 88V90H118V87H116ZM121 88H124L123 87V85H122V87ZM121 88H119V89H121ZM230 88H231V86H230ZM27 89V88H26ZM78 89V88H77ZM83 89H85V88H83ZM194 89V88H193ZM216 89V88H215ZM218 89V88H217ZM233 87H232V89H231V91L233 92ZM240 89V88H239ZM28 90V89H27ZM69 90V89H68ZM86 90V89H85ZM230 90V89H229ZM236 90H237V87H236ZM248 90V89H247ZM31 91V90H30ZM29 91V92H30ZM72 91V90H71ZM82 91V90H81ZM81 91H80V93H81ZM104 91V90H103ZM114 91H115V89H114ZM200 91V90H199ZM225 91V90H224ZM243 91V90H242ZM34 92V91H33ZM32 92V93H33ZM35 92H36V90H35ZM34 92V93H35ZM75 92V91H74ZM83 92V91H82ZM85 92V91H84ZM84 92H83V94H84ZM99 92V91H98ZM105 92V91H104ZM116 92V91H115ZM145 92V91H144ZM235 92V91H234ZM237 92V91H236ZM37 93V92H36ZM39 93V92H38ZM70 93V92H69ZM88 93V95L89 94H91L90 93V91L89 92H87ZM122 93V92H121ZM143 93V92H142ZM191 93V92H190ZM204 93V92H203ZM239 93H244V92H240L239 91ZM44 94V93H43ZM110 94V93H109ZM141 94V93H140ZM172 94V93H171ZM236 94V93H235ZM80 95V94H79ZM105 95V94H104ZM108 95V94H107ZM120 95V94H119ZM194 95V94H193ZM247 95V94H246ZM38 96H41V95H38ZM45 96V95H44ZM47 96V95H46ZM57 96H58V94H57ZM76 96H77V94H76ZM82 96V95H81ZM87 96V95H86ZM90 96V95H89ZM114 96H116V94L114 95ZM137 96V95H136ZM151 96V95H150ZM189 96V95H188ZM201 96V95H200ZM19 97H22V95H19ZM67 97H68V95H67ZM72 97V96H71ZM157 97V96H156ZM197 97H198V95H197ZM209 97V96H208ZM241 97V96H240ZM243 97V96H242ZM245 97V96H244ZM15 98V99H14ZM41 98V100H42V97H40ZM58 98V97H57ZM60 98V97H59ZM20 100H22V98H19ZM29 99H31V98H29ZM44 99V98H43ZM64 99V98H63ZM79 99V98H78ZM129 99V98H128ZM146 99H148V98H146ZM245 99V98H244ZM19 100V101H20ZM45 100V99H44ZM55 100V99H54ZM60 100V99H59ZM69 100V99H68ZM73 100V99H72ZM132 100V99H131ZM161 100H162V98H161ZM18 101V100H17ZM18 101V102H19ZM62 101V100H61ZM78 101V100H77ZM88 101V100H87ZM160 101V100H159ZM27 102V101H26ZM25 102V103H26ZM54 102V101H53ZM72 102V101H71ZM83 102V101H82ZM134 102V101H133ZM155 102V101H154ZM199 102H200V100H199ZM251 102V101H250ZM249 102V103H250ZM20 103L21 104H23V101H20ZM98 103V102H97ZM136 103H137V101H136ZM145 103H146V101H145ZM153 103V102H152ZM157 103V102H156ZM155 103V104H156ZM164 103V102H163ZM172 103V102H171ZM210 103V102H209ZM248 103V104H249ZM20 104V105H21ZM31 104V103H30ZM33 104H34V101H33ZM36 104V103H35ZM41 104H42V102H41ZM43 104H44V101H43ZM79 104V103H78ZM165 104V103H164ZM163 104V105H164ZM205 104V103H204ZM245 105L247 104V103H244ZM25 105V104H24ZM24 105L22 106H20V109H21V111H22V113L23 114H21V115H23V117L25 116V118L27 117V118H29V120L27 119V123H25L26 124V127L28 126L27 124H28V122H30L29 123V127L27 128V129H29L31 126L33 127V129L35 130V124H34V122H33V119H32V117H31V114L28 112L27 113V115H25L24 114V112H23V109L22 108H26V106L24 107ZM131 105V104H130ZM233 105V104H232ZM232 105H231V107H232ZM244 105V106H245ZM9 106H11V107H9ZM82 106H84V105H82ZM90 106V105H89ZM138 106V105H137ZM250 106V105H249ZM40 107V106H39ZM57 107H59V105L57 106ZM56 107V108H57ZM68 107V106H67ZM72 107V106H71ZM78 107V106H77ZM93 107V106H92ZM205 107V106H204ZM229 107V106H228ZM60 109H61V107H59ZM136 108H138V107H136ZM141 108V107H140ZM160 108V107H159ZM206 108V107H205ZM227 108V107H226ZM50 109H51V107H50ZM82 109V108H81ZM117 109V108H116ZM231 109V108H230ZM234 109V108H233ZM14 110V109H13ZM75 110V109H74ZM119 110V109H118ZM138 110H139V108H138ZM244 110V109H243ZM2 111V110H1ZM14 111H18V109L17 110H14ZM20 111V110H19ZM18 111V112H19ZM20 111V112H21ZM49 111H51V110H49ZM123 111V110H122ZM10 112V111H9ZM18 112H17V115L18 116H20V114H18ZM43 112V111H42ZM133 112V111H132ZM230 112V111H229ZM13 113H15V112H13ZM26 113V112H25ZM49 113V112H48ZM198 113V112H197ZM231 113V112H230ZM0 114H3V115H5V117H6V114L2 111V113H0ZM34 114V113H33ZM36 114V113H35ZM85 114V113H84ZM134 114V113H133ZM138 114V113H137ZM211 114V113H210ZM9 115V114H8ZM12 115H14V114H12ZM246 115V114H245ZM44 116V115H43ZM47 116V115H46ZM46 116H44V117H46ZM108 116H110V115H108ZM138 116V115H137ZM148 116V115H147ZM154 116V115H153ZM193 116V115H192ZM210 116V115H209ZM217 116V115H216ZM216 116H214V117H216ZM9 117H12V116H9ZM7 118V119H10V118ZM39 117V116H38ZM196 117V116H195ZM264 117V116H263ZM0 118H1V115H0ZM4 118V117H3ZM2 118V119H3ZM14 118H16V117H13V119ZM19 118H21L22 119V116H20ZM41 117H39V119H40ZM48 118V117H47ZM52 118V117H51ZM146 118V117H145ZM210 118V117H209ZM20 119V124L21 123H23L22 122V120H24V118L21 120ZM45 119V118H44ZM54 119V118H53ZM75 119V118H74ZM124 119V118H123ZM16 120V119H15ZM55 120V119H54ZM139 120V119H138ZM189 120V119H188ZM201 120V119H200ZM80 121V120H79ZM97 121H99V119L97 120ZM108 121V120H107ZM16 121H13L12 119H10V121H4V122H1L0 121V146L2 145L3 147H4V149L5 148H7L8 150H12V152L10 153L9 151H7L8 153L7 154H11V155H15V156H18L17 155V153L15 154V151H16V149H15V144L13 143V141H12V132H13V126H15L13 123H15ZM36 122H37V119H36ZM40 122V121H39ZM56 122V121H55ZM77 122V121H76ZM38 123V122H37ZM86 123V122H85ZM117 123V122H116ZM119 123V122H118ZM17 124H18V122H17ZM24 124V125H25ZM53 124V123H52ZM60 124V123H59ZM76 124H78V123H76ZM104 124V123H103ZM200 124V123H199ZM40 125V124H39ZM58 125V124H57ZM63 125V124H62ZM75 125V124H74ZM60 126V125H59ZM73 126V125H72ZM79 126V125H78ZM84 126V125H83ZM118 126V125H117ZM121 126V125H120ZM119 126V127H120ZM263 126V125H262ZM20 127V126H19ZM217 127V126H216ZM41 128V127H40ZM55 128H57V127H55ZM138 128V127H137ZM13 129V130H12ZM20 129V128H19ZM38 129V128H37ZM79 129H80V127H79ZM93 129V128H92ZM95 129V128H94ZM215 129V128H214ZM260 129V128H259ZM18 130V129H17ZM16 130V131H17ZM21 130V129H20ZM34 130H32V129H30V132L28 133V134H32L33 132H34ZM135 130V129H134ZM139 130V129H138ZM31 131H33V132H31ZM70 131V130H69ZM110 131V130H109ZM22 133H23V131H21ZM46 132H48V131H46ZM45 132V133H46ZM71 132V131H70ZM80 132V131H79ZM14 133V132H13ZM18 135H20V133H18V131L16 132ZM50 133V132H49ZM73 133V132H72ZM129 133H131V132H129ZM174 133V132H173ZM194 133V132H193ZM15 134V133H14ZM25 134V133H24ZM34 134V133H33ZM32 134V135H33ZM117 134H118V132H117ZM27 135V134H26ZM26 135H24V136H26ZM40 135V134H39ZM38 135V136H39ZM43 135V134H42ZM48 135V134H47ZM79 135V134H78ZM22 136V135H21ZM21 136H20V138H19V136L17 137L16 136V140H22L21 141V144H22V146H21V144H19L20 142H18L17 143V147H19V145H20V148L22 147V149H24L25 151L29 148L30 149V146H32V145H28V138H26L25 140H24V136H22L23 137V139L21 138ZM29 136V135H28ZM35 136H37V135H35ZM37 136V137H38ZM50 136V135H49ZM52 136V135H51ZM181 136V135H180ZM14 137V136H13ZM42 137V136H41ZM47 137V136H46ZM59 137V136H58ZM110 137V136H109ZM171 137V136H170ZM38 139H39V137H38ZM43 139V138H42ZM44 139H45V137H44ZM53 139V138H52ZM94 139V138H93ZM186 139V138H185ZM18 140V141H19ZM30 140V139H29ZM32 140V139H31ZM41 140V139H40ZM71 140V139H70ZM91 140V139H90ZM182 140V139H181ZM180 140V141H181ZM39 141V140H38ZM92 141V140H91ZM131 141V140H130ZM27 142V143H26ZM34 142V141H33ZM42 142V141H41ZM41 142L39 143V144H41ZM96 142V141H95ZM138 142V141H137ZM47 143V142H46ZM101 143V142H100ZM157 143V142H156ZM181 143V142H180ZM27 144V145H26ZM30 144V143H29ZM38 144V145H39ZM129 144V143H128ZM185 144V143H184ZM255 144V143H254ZM256 144H257V142H256ZM26 146V147H24V146ZM35 145V144H34ZM134 145H136V144H134ZM172 145V144H171ZM6 146V147H5ZM29 146V147H28ZM128 146V145H127ZM138 146V145H137ZM28 147V148H27ZM33 147V146H32ZM83 147V146H82ZM130 147V146H129ZM151 147V146H150ZM167 147H169V146H167ZM189 147V146H188ZM10 148V149H9ZM35 148V146L33 147V149ZM39 148V147H38ZM142 148V147H141ZM171 148V147H170ZM180 148V147H179ZM22 149H20V150H22ZM29 149L27 150V152L29 151ZM32 149V150H33ZM158 149H159V147H158ZM157 149V150H158ZM161 149V148H160ZM165 149V152H166V148H164ZM174 149H176V148H174ZM2 150V149H1ZM6 150V149H5ZM5 150H3L4 152H5ZM19 149H17V151H18ZM24 150H22V151H20V153L22 154V152H24ZM42 150H44V149H42ZM140 150V149H139ZM172 150V149H171ZM170 150V151H171ZM37 151H39L38 149H37ZM45 151V150H44ZM85 151V150H84ZM128 151V150H127ZM136 151V150H135ZM155 151V150H154ZM26 152V153H27ZM33 152V151H32ZM31 152V153H32ZM40 152H42L41 151V149H40ZM130 152H132V150H130ZM161 152L163 153V150H161ZM174 152V151H173ZM177 152V151H176ZM6 153V152H5ZM5 153H3V157L6 155ZM36 153V152H35ZM134 153V152H133ZM158 153L159 154H162V153H160L159 151H158ZM157 153V154H158ZM203 153V152H202ZM1 154H2V151H1ZM23 154H25V153H23ZM88 154V153H87ZM128 154V153H127ZM131 154V153H130ZM129 154V155H130ZM141 154V153H140ZM166 154H167V152H166ZM171 154V153H170ZM26 155H28V154H26ZM30 155V154H29ZM36 154H34V156H35ZM15 156H13L15 159L17 158V161H15L16 163L18 162V166H16V165H14L13 164V160H15V159H13L12 160V162H11V159H9L10 161H8V162H3L2 163V161H5V160H2L1 159V161H0V169L1 170H3L2 172H4V171H6V172H8V171H10L11 169H12V166L14 165V166H16V167H20L19 166V162H20V164L22 163L21 161H23L24 162V160L23 159H21V160H19L20 158H21V156H20V158L19 157H15ZM41 156V155H40ZM153 156V155H152ZM0 157L2 158V156L0 155ZM6 158H7V156H5ZM140 157V156H139ZM153 158V157H152ZM161 158V157H160ZM169 158V157H168ZM35 159H37V158H35ZM118 159V158H117ZM138 159V158H137ZM151 159V158H150ZM150 159H149V161H150ZM165 159V158H164ZM28 160V161H27ZM31 160H32V158L31 159H26V161L27 162H29L30 161V163L32 164V162H31ZM113 160V159H112ZM133 160V159H132ZM169 160V159H168ZM199 160V159H198ZM119 161V160H118ZM120 161H122V160H120ZM170 161V160H169ZM206 161V160H205ZM252 161H254V160H252ZM58 162V161H57ZM141 162V161H140ZM144 162V161H143ZM147 162H148V160H147ZM146 162V163H147ZM63 163V162H62ZM124 163V162H123ZM151 163V162H150ZM149 163V164H150ZM172 163V162H171ZM191 163V162H190ZM252 163V162H251ZM258 163V162H257ZM156 164H158L157 166H159V167H162V166H164V165H166V162H158V163H156ZM250 164V163H249ZM264 163H262V165H263ZM23 164H21V166H22ZM51 165H52V163H51ZM56 165V164H55ZM61 165V164H60ZM106 165V164H105ZM122 165V164H121ZM144 165V164H143ZM146 165V164H145ZM175 165V164H174ZM205 165V164H204ZM13 166V167H14ZM24 166V165H23ZM33 166V165H32ZM90 166V165H89ZM196 166V165H195ZM253 166V165H252ZM260 166H261V164H260ZM16 167H14V168H16ZM25 167V166H24ZM24 167H23V169H24ZM28 167H30V166H28ZM66 167V166H65ZM76 167V166H75ZM108 167V166H107ZM144 167V166H143ZM31 168V167H30ZM30 168L27 170V171H29L30 170ZM45 168V167H44ZM109 168V167H108ZM142 168V167H141ZM164 168V167H163ZM258 168V167H257ZM19 169H21L20 171H21V173H22V168H19ZM46 169V168H45ZM47 169H48V167H47ZM50 169V168H49ZM70 169H72V168H70ZM126 169V168H125ZM148 169H150V168H148ZM156 169V168H155ZM167 169V168H166ZM172 169V168H171ZM173 169H175V167L173 168ZM215 169V168H214ZM227 169V168H226ZM262 169V168H261ZM36 170V169H35ZM34 170V171H35ZM66 170H68V169H66ZM144 170V169H143ZM159 170V169H158ZM164 170V169H163ZM189 170V169H188ZM252 170H253V168H252ZM256 171H257V169H255ZM259 170V172H260V169H258ZM17 171V169L15 170V172ZM37 171V170H36ZM74 171H75V169H74ZM110 171V170H109ZM213 171V170H212ZM221 171V170H220ZM242 171V170H241ZM261 171H263V169L261 170ZM12 172H13V170H12ZM14 172V173H15ZM24 172V171H23ZM44 172H46V171H44ZM70 172V171H69ZM72 172V171H71ZM160 172V171H159ZM196 172V171H195ZM248 172V171H247ZM20 173V172H19ZM66 173V172H65ZM75 173V174H74ZM72 172V176H69V177H71V178H74V179H77L76 180V182L77 181H79V180H81V179H79V177L80 178H82L83 179V177H84V175L85 174H82L81 175V173H83V172H78V170H77V172ZM77 173H80V175L79 174H77ZM107 173V172H106ZM225 174L227 173V175H228V171L227 172H224ZM232 172H230V175H232L231 174ZM234 173V172H233ZM239 173V172H238ZM257 173H258V171H257ZM256 173V174H257ZM260 173H263V172H260ZM10 174V173H9ZM16 175H17V173H15ZM64 173H63V171H62V174L61 175H63ZM111 173H109V175H110ZM116 174V173H115ZM126 174V173H125ZM213 174V173H212ZM219 174V173H218ZM222 174V173H221ZM255 174V175H256ZM7 175H8V173H7ZM43 175V174H42ZM50 175V174H49ZM67 175V174H66ZM104 175H106V176H108V174H104L103 173V177H104ZM161 175V174H160ZM217 175V174H216ZM236 175V174H235ZM260 175H264V174H260ZM15 176V175H14ZM13 176V177H14ZM19 176V175H18ZM60 176V175H59ZM111 176V175H110ZM251 176V175H250ZM259 176V175H258ZM1 177V176H0ZM10 177H12V176H10ZM26 177V176H25ZM52 177V176H51ZM58 177V176H57ZM61 177V176H60ZM63 177V176H62ZM86 177V176H85ZM125 177V176H124ZM220 178H221V176H219ZM227 177V176H226ZM229 177V176H228ZM228 177H227V179H228ZM236 177V176H235ZM242 177V176H241ZM257 177V176H256ZM59 178V177H58ZM88 178V177H87ZM110 178V177H109ZM109 178H108V180H109ZM219 178V179H220ZM11 179V178H10ZM17 177L14 179L18 184H19V181H21V185L20 186H18V187H22L23 186V188H25V190H27V189H29V190H31L32 191V193H33V195H37V194H40L41 192V190L42 189H40L39 190V188L40 187H38V185H36V183L35 184H32V183H30V181H28V180H26V179H23V178H21L20 180L19 179H17ZM31 179V178H30ZM70 179V178H69ZM79 179V180H78ZM102 177H100L99 175L98 176H96L95 178H94V182L96 183V184H98V183H101L102 182ZM260 179L263 181V179H264V177L262 176V177H260ZM46 180V179H45ZM53 180V179H52ZM116 180V179H115ZM187 180V179H186ZM247 180V179H246ZM245 180V181H246ZM259 179L258 178H256V182L258 181ZM14 181V182H15ZM32 181V180H31ZM48 181V180H47ZM54 181V180H53ZM52 181V182H53ZM56 181V180H55ZM60 181V180H59ZM70 182H71V180H69ZM69 181L68 182H66V179L65 178H63L62 179V181H61V185L60 184H58V185H56V187L54 188V189H52L49 185H48V183H50V182H44V184L43 185H45V186H47L48 187V191L47 190H43L42 191V193H43V198H41V200L43 199V206H46L45 208H53V209H55L56 211H59L60 212V215L62 214L63 216H64V219H62L61 217V219H62V223L67 227V225H69V224H71L72 225V227H74V226H79V227H81V229L83 228L85 231H86V233H89L90 235L91 234H93L95 237H97L98 239H100L101 240V242H102V244L101 245H103L104 243L105 244H107V247H104L105 248V250H106V255H103L104 256V259L105 260H103L104 262H106L107 264H156V263H154L153 262V257H151V252H150V250H149V243L147 242V241H139L138 239H135V240H129L127 237L126 238H123L122 236V238H116V239H114L113 237H108V236H106L104 233L105 232H103V230H102V227L101 228H97V230H94L92 227H89L88 226V224H89V222H90V220L92 219H94L95 221L97 220V218L96 217H92V218H88V216L86 215V214H88V212H89V215H91V212H93V211H91L92 210V208H90L89 207V204L90 203H80V207H82L81 208V210H77V209H74V210H72V208H71V203L72 202H69V201H73V199H74V197L71 195L72 194V192H71V194H69V193H65V191H66V188H67V185L66 184H68V185H70L69 184ZM111 181V180H110ZM114 181V180H113ZM220 181V180H219ZM224 181H226V180H224ZM228 181V180H227ZM82 182V181H81ZM118 182V181H117ZM116 182V183H117ZM188 182V181H187ZM217 182H218V180H217ZM217 182H216V179H215V174H214V179H212V180H210L208 183H207V185L205 186V188L206 189H204V192H202L201 194H202V197H203V195H211V196H215L214 197V199L216 198V196L217 195H219V193H220V187L218 186V184H217ZM11 183V182H10ZM57 183V182H56ZM59 183V182H58ZM72 183V182H71ZM73 183H74V181H73ZM83 183V182H82ZM115 183V182H114ZM231 183H232V181H231ZM243 183V182H242ZM260 183V182H259ZM258 183V184H259ZM263 183H264V181H263ZM40 184V183H39ZM52 184V183H51ZM188 184V183H187ZM220 184V183H219ZM222 184H223V182H222ZM227 184V183H226ZM251 184H252V182H251ZM0 185H2V184H0ZM73 185V184H72ZM71 185V186H72ZM76 185V184H75ZM256 185H257V183H256ZM17 186V185H16ZM77 186H79V185H77ZM111 186V185H110ZM124 186V185H123ZM184 186V185H183ZM228 186V185H227ZM238 186V185H237ZM252 186H254L253 184H252ZM2 187V186H1ZM9 187V186H8ZM42 187V186H41ZM46 187V188H47ZM53 187V186H52ZM80 187V186H79ZM113 187V186H112ZM125 187V186H124ZM226 187V186H225ZM256 187V186H255ZM43 188V187H42ZM45 188V189H46ZM78 188V187H77ZM86 188V187H85ZM115 188V187H114ZM229 188V187H228ZM252 189H253V187H251ZM264 188V187H263ZM64 189H65V191H64ZM118 189V188H117ZM77 190V189H76ZM125 190V189H124ZM166 190H168V189H166ZM170 190V189H169ZM248 190V189H247ZM246 190V191H247ZM46 191V192H45ZM68 191V190H67ZM89 191V190H88ZM232 191V190H231ZM78 192V191H77ZM99 192V191H98ZM158 192V191H157ZM178 192V191H177ZM226 192V191H225ZM233 192H234V190H233ZM259 192V191H258ZM94 193H95V191H94ZM159 193V192H158ZM180 193H181V191H180ZM9 194H11L10 195V197L12 198V200L13 199H15L14 197H16L15 195H18L17 194V191H15L14 189H13V191L10 193L9 192ZM84 194V193H83ZM88 194V193H87ZM113 194H114V192H113ZM234 194V193H233ZM21 195V194H20ZM114 195H116V194H114ZM123 195V194H122ZM182 195V194H181ZM21 196H23V195H21ZM21 196H20V198H21ZM79 196H80V193H79ZM82 196V195H81ZM210 196V197H211ZM224 196H225V194H224ZM231 196V195H230ZM229 196V197H230ZM2 197V196H1ZM33 197V196H32ZM38 197H40L39 195H38ZM89 197V196H88ZM200 197V196H199ZM221 197V196H220ZM226 197H228V196H226ZM77 198H79V197H77ZM83 198V197H82ZM98 198V197H97ZM204 198H205V196H204ZM252 198V197H251ZM1 199V198H0ZM76 199V198H75ZM75 199H74V201H75ZM86 199V198H85ZM89 199V198H88ZM91 199V198H90ZM101 199V198H100ZM102 199H103V197H102ZM113 199H114V197H113ZM207 199V198H206ZM210 199V198H209ZM212 199H213V197H212ZM213 199V201H217V200H214ZM11 200V201H12ZM78 200H80V199H78ZM82 200V199H81ZM87 200V199H86ZM110 200H112V199H110ZM158 200V199H157ZM192 200V199H191ZM226 200V199H225ZM227 200H228V198H227ZM77 201V200H76ZM89 200H87V202H88ZM94 201V200H93ZM108 201V200H107ZM198 201V200H197ZM202 201V200H201ZM212 201V200H211ZM219 201V200H218ZM216 202L215 204H217V203H222V201H219V202ZM99 202V201H98ZM115 202V201H114ZM200 202V201H199ZM226 202V201H225ZM79 203V202H78ZM92 203V202H91ZM230 203V202H229ZM228 203V204H229ZM11 204V203H10ZM85 204V205H84ZM86 204H88V206L86 205ZM12 205V204H11ZM92 205V204H91ZM226 205V204H225ZM224 205V206H225ZM240 205V204H239ZM39 206V205H38ZM107 206V205H106ZM115 206H116V204H115ZM227 206V205H226ZM92 207V206H91ZM110 207V206H109ZM40 208V207H39ZM71 208V209H70ZM95 208V207H94ZM98 208H99V206H98ZM202 208H204V207H202ZM6 209V208H5ZM211 209V208H210ZM112 210V209H111ZM114 210V209H113ZM204 211H205V209H204ZM42 212V211H41ZM46 212V211H45ZM99 212V211H98ZM223 212V211H222ZM226 212V211H225ZM56 213H58V212H56ZM118 213V212H117ZM202 214V213H201ZM99 215V214H98ZM224 215H225V213H224ZM226 215H227V213H226ZM93 216V215H92ZM104 216V215H103ZM100 217V216H99ZM104 217H106V216H104ZM112 217H113V215H112ZM210 217V216H209ZM44 218V217H43ZM45 218H47V216L45 217ZM59 219V218H58ZM168 219V218H167ZM222 219H224V218H222V216H221V213L219 212V211H215V213L212 215V217H211V223H212V225L215 227V226H218V225H220V224H222L221 222H223V220ZM60 220V219H59ZM58 220V221H59ZM171 220V219H170ZM61 221V220H60ZM59 221V222H60ZM95 221H93V223L95 222ZM175 221V220H174ZM173 221V222H174ZM45 222V221H44ZM43 222V223H44ZM51 222H52V220H51ZM209 222V221H208ZM96 223H98V220H97V222ZM61 224V223H60ZM63 225V226H64ZM71 225H69V226H71ZM74 225V226H73ZM62 226V225H61ZM60 226V227H61ZM64 226V227H65ZM68 226V227H69ZM55 227H57V226H55ZM54 227V228H55ZM79 227H76V228H79ZM70 228V227H69ZM112 228V227H111ZM211 228V227H210ZM71 229V228H70ZM108 229H110V228H108ZM66 230V229H65ZM112 230H114V229H112ZM215 230V229H214ZM117 232H118V230H117ZM121 232V231H120ZM106 233H108V232H106ZM116 233V232H115ZM115 233H112V234H115ZM109 234H110V232H109ZM108 234V235H109ZM177 234V233H176ZM121 235V234H120ZM122 235H124V234H122ZM156 235V234H155ZM174 235V234H173ZM70 236V235H69ZM117 236V235H116ZM118 237V236H117ZM154 237V236H153ZM79 239V238H78ZM177 239V238H176ZM158 240V239H157ZM150 242V241H149ZM56 244H59V243H56ZM104 246V245H103ZM59 248H60V245H59ZM47 249V248H46ZM61 250H63V249H61ZM60 250V251H61ZM45 251V250H44ZM59 252V251H58ZM105 252V251H104ZM131 252H136V253H138V256H137V258H132V257H130V253ZM60 253V252H59ZM58 253V254H59ZM53 256V255H52ZM56 256H59V255H55V257ZM100 256V255H99ZM56 258H60V256L59 257H56ZM61 259H62V257H61ZM159 259H160V257H159ZM53 260V259H52ZM55 260V259H54ZM58 260V259H57ZM102 260V259H101ZM45 261H47V260H45ZM58 261H61L60 259L58 260ZM73 261V260H72ZM81 261V260H80ZM158 261V260H157ZM57 262V261H56ZM62 262V261H61ZM64 262L65 261H63V264H64ZM163 263H164V261H163ZM162 263V264H163ZM57 264H58V262H57ZM60 264V263H59ZM65 264H68V263H65ZM104 264V263H103Z\"/></svg>",
  "mask_w": 264,
  "mask_h": 264
}]
</instances>
